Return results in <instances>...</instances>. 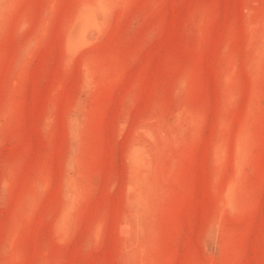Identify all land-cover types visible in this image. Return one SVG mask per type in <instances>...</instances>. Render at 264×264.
<instances>
[{
    "label": "rangeland",
    "instance_id": "1",
    "mask_svg": "<svg viewBox=\"0 0 264 264\" xmlns=\"http://www.w3.org/2000/svg\"><path fill=\"white\" fill-rule=\"evenodd\" d=\"M0 264H264V0H0Z\"/></svg>",
    "mask_w": 264,
    "mask_h": 264
},
{
    "label": "bare ground",
    "instance_id": "2",
    "mask_svg": "<svg viewBox=\"0 0 264 264\" xmlns=\"http://www.w3.org/2000/svg\"><path fill=\"white\" fill-rule=\"evenodd\" d=\"M126 230H127V228H126ZM122 234V233H121Z\"/></svg>",
    "mask_w": 264,
    "mask_h": 264
}]
</instances>
